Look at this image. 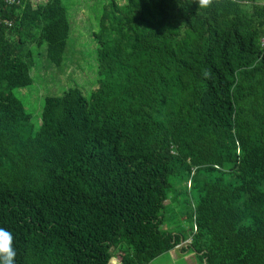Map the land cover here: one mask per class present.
Here are the masks:
<instances>
[{
    "label": "trees",
    "instance_id": "16d2710c",
    "mask_svg": "<svg viewBox=\"0 0 264 264\" xmlns=\"http://www.w3.org/2000/svg\"><path fill=\"white\" fill-rule=\"evenodd\" d=\"M69 28L62 0H0V227L15 264H149L184 247L264 264V0H109L98 87L46 97L32 134L11 90L31 85L42 46L62 63ZM176 181L197 198L190 239L160 229Z\"/></svg>",
    "mask_w": 264,
    "mask_h": 264
},
{
    "label": "rangeland",
    "instance_id": "374dc122",
    "mask_svg": "<svg viewBox=\"0 0 264 264\" xmlns=\"http://www.w3.org/2000/svg\"><path fill=\"white\" fill-rule=\"evenodd\" d=\"M108 1L62 0L70 27L62 63L55 67L48 62L43 57L42 46L35 51L31 85L11 90L22 103L25 112L30 115L32 134L40 127V113L46 97L60 96L68 89L77 88L88 99L98 87V45L93 34L97 31L98 17ZM235 1L251 4L263 0ZM172 186L175 190L169 194L160 229L190 239L192 223L188 216L196 205L197 198L194 193L186 191V186L181 181L174 182ZM177 249L160 255L149 264H203L191 248L184 247L183 251Z\"/></svg>",
    "mask_w": 264,
    "mask_h": 264
},
{
    "label": "clouds",
    "instance_id": "9594fccd",
    "mask_svg": "<svg viewBox=\"0 0 264 264\" xmlns=\"http://www.w3.org/2000/svg\"><path fill=\"white\" fill-rule=\"evenodd\" d=\"M207 4L208 0H202ZM14 234L5 227H0V264H15L17 255L14 247Z\"/></svg>",
    "mask_w": 264,
    "mask_h": 264
},
{
    "label": "built area",
    "instance_id": "2783aa9c",
    "mask_svg": "<svg viewBox=\"0 0 264 264\" xmlns=\"http://www.w3.org/2000/svg\"><path fill=\"white\" fill-rule=\"evenodd\" d=\"M4 2L8 5H12L15 3V0H4ZM8 26H10L9 23H7ZM260 48L264 52V35L260 39Z\"/></svg>",
    "mask_w": 264,
    "mask_h": 264
},
{
    "label": "crops",
    "instance_id": "0c3cea01",
    "mask_svg": "<svg viewBox=\"0 0 264 264\" xmlns=\"http://www.w3.org/2000/svg\"><path fill=\"white\" fill-rule=\"evenodd\" d=\"M186 240H187V239H186ZM186 240L183 241V239H181V240H180V243H182V242H186ZM180 243H179V244H180ZM175 249H176V248H173V250H175ZM177 250H181V251H183V249H177Z\"/></svg>",
    "mask_w": 264,
    "mask_h": 264
},
{
    "label": "bare ground",
    "instance_id": "6f19581e",
    "mask_svg": "<svg viewBox=\"0 0 264 264\" xmlns=\"http://www.w3.org/2000/svg\"><path fill=\"white\" fill-rule=\"evenodd\" d=\"M261 39V38H260Z\"/></svg>",
    "mask_w": 264,
    "mask_h": 264
}]
</instances>
